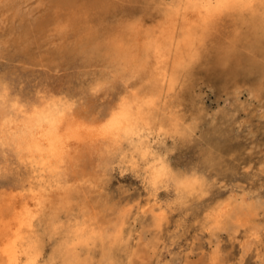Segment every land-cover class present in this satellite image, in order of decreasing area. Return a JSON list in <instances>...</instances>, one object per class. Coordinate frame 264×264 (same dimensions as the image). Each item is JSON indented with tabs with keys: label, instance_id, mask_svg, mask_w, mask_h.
Returning <instances> with one entry per match:
<instances>
[{
	"label": "bare ground",
	"instance_id": "obj_1",
	"mask_svg": "<svg viewBox=\"0 0 264 264\" xmlns=\"http://www.w3.org/2000/svg\"><path fill=\"white\" fill-rule=\"evenodd\" d=\"M121 1L143 8L111 0H0V63L40 68L0 69V264H28L35 247L37 264L54 252L59 264H111L135 215H148L152 229L161 231V192L187 200L191 191L179 181L196 178L179 170L177 156L201 116L196 111L186 120L173 103L195 79L212 80L236 111L243 93L264 110L261 0L223 15L214 7H185L190 0ZM58 24L65 30L58 32ZM122 98L136 111L130 109L123 129L105 131ZM210 123L204 138L230 130L228 122ZM212 157L203 153L195 162L213 166ZM161 172L167 178L156 181ZM124 173L142 184L144 202L110 190ZM213 207L212 236L242 233L244 252L262 240L264 198L242 196Z\"/></svg>",
	"mask_w": 264,
	"mask_h": 264
},
{
	"label": "rangeland",
	"instance_id": "obj_2",
	"mask_svg": "<svg viewBox=\"0 0 264 264\" xmlns=\"http://www.w3.org/2000/svg\"><path fill=\"white\" fill-rule=\"evenodd\" d=\"M111 1L119 7L143 8L141 3ZM148 6L153 11V6ZM241 31L246 33L245 28ZM9 65L18 69L25 67V70L40 71V68H30L18 62H2L0 69ZM197 73L201 75L199 71ZM211 81L195 79V84H190L184 89V93L178 96L179 99L173 102L175 105L180 104L179 113L186 120L196 114V111L201 116V122L195 129L193 140L187 148L179 152L177 158L181 162L179 170H186L188 176L198 178L206 194L191 191L187 200H178L174 192L162 191L161 203H165V205L162 204L166 210L164 228L162 226L161 231H155L150 225L148 215L144 216L141 213L135 215L130 231L126 233L128 240L125 247L113 249L111 264H213V261L215 264H264V234L263 241L248 246L245 253L241 245L246 238L242 233L232 238L230 234L221 231L218 237H215L211 235L212 231L209 229V214L216 204L228 200H240L242 196L248 198V201L256 196L264 198V110L262 105L258 99H251L243 93L240 96L241 106L239 105L236 111L226 100L222 89L215 87ZM261 99L264 103V94ZM212 118L219 126H224L228 122L230 130L219 136L204 138L205 132L209 133L213 130L214 125L210 123ZM203 153L217 159L216 166L209 164L206 167L195 162L203 156ZM118 189L124 192L123 197L131 203L140 200L144 202L146 199L142 184L130 173L117 175L112 180L110 190ZM258 217L264 220V211ZM47 248L49 249L50 246ZM99 258L100 251L96 250L95 260L98 261Z\"/></svg>",
	"mask_w": 264,
	"mask_h": 264
},
{
	"label": "snow or ice",
	"instance_id": "obj_3",
	"mask_svg": "<svg viewBox=\"0 0 264 264\" xmlns=\"http://www.w3.org/2000/svg\"><path fill=\"white\" fill-rule=\"evenodd\" d=\"M262 5H264V0H261ZM187 8H197V7H214L216 9V14L217 15H223L225 12L230 11L233 8L240 7V8H251L252 4L250 0H216V3L214 5L208 4V3H201L200 0H190L189 4L185 5ZM139 22L133 23L130 25L131 28L135 29L138 26ZM56 29L58 32H62L65 30V26L58 24L56 25ZM104 84H98L96 88L98 87H103ZM96 88L93 89V91L96 90ZM3 93H0V99H4ZM145 103H149L146 101ZM16 106L13 105V108ZM135 112L136 109L134 105L129 103V100L126 98H122L120 100V103L116 110L114 111L113 115L108 119L106 124L104 125V130L105 131H110V132H116L117 125H119L120 129L124 128V125L126 122L130 121L131 119V112ZM166 175L164 172H161L160 175H157L155 177L156 181H163L166 179ZM180 184L190 191L194 192H200L206 194L205 190L201 187V181L198 178H185L183 180L179 181ZM59 227V226H57ZM55 241V237H53ZM90 243V241H85ZM32 257L29 261L28 264H37L35 257H38L39 255V249L38 247H35L32 249L31 253ZM55 257V252L53 253V258H49L47 261L44 262V264H59V261L54 258ZM64 264H80L79 261L76 260H65ZM213 264H215V261H213Z\"/></svg>",
	"mask_w": 264,
	"mask_h": 264
}]
</instances>
